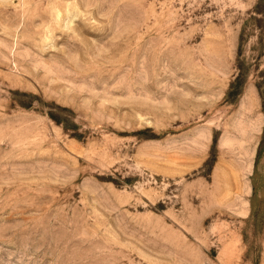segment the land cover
<instances>
[{
	"label": "rangeland",
	"instance_id": "1",
	"mask_svg": "<svg viewBox=\"0 0 264 264\" xmlns=\"http://www.w3.org/2000/svg\"><path fill=\"white\" fill-rule=\"evenodd\" d=\"M0 264H264V0H0Z\"/></svg>",
	"mask_w": 264,
	"mask_h": 264
}]
</instances>
